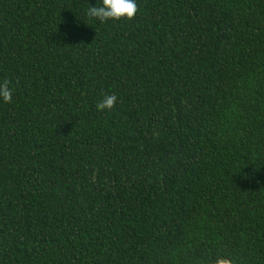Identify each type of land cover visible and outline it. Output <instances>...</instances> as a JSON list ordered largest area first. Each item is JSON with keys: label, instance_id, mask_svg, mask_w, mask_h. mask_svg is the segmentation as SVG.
I'll use <instances>...</instances> for the list:
<instances>
[{"label": "trees", "instance_id": "obj_1", "mask_svg": "<svg viewBox=\"0 0 264 264\" xmlns=\"http://www.w3.org/2000/svg\"><path fill=\"white\" fill-rule=\"evenodd\" d=\"M99 3L0 0V264H264V0Z\"/></svg>", "mask_w": 264, "mask_h": 264}, {"label": "clouds", "instance_id": "obj_2", "mask_svg": "<svg viewBox=\"0 0 264 264\" xmlns=\"http://www.w3.org/2000/svg\"><path fill=\"white\" fill-rule=\"evenodd\" d=\"M138 12L136 0H100L94 7H88L87 16L98 20L100 23L117 22L121 20L132 21ZM13 90L9 87V81L0 83V99L4 103H11ZM116 95H105L103 100L96 105L98 111H110L115 106ZM212 264H235L231 255L217 254Z\"/></svg>", "mask_w": 264, "mask_h": 264}]
</instances>
